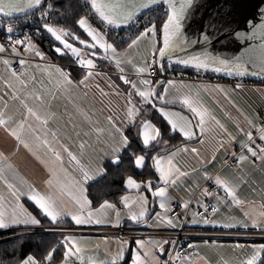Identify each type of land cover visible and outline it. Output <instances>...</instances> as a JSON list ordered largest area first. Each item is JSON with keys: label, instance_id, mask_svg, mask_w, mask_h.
<instances>
[{"label": "snow or ice", "instance_id": "1", "mask_svg": "<svg viewBox=\"0 0 264 264\" xmlns=\"http://www.w3.org/2000/svg\"><path fill=\"white\" fill-rule=\"evenodd\" d=\"M85 3L87 12L75 21L80 32L86 37L81 38L73 32L49 23L48 17L52 15L55 6L50 2L46 3V0H0V18H3L0 20V32H4L8 40V47L0 43V64L4 66L6 72V75L0 76V82L5 88V96L13 102H18L23 109L18 119L5 118L4 113L0 112V128L14 141L11 155L0 151V165L5 166L0 167V181L5 183L11 197V202L5 206L4 197L0 196V229L19 225L41 226L42 221L47 220L50 225L47 231L59 235L56 243L49 245L44 253L39 256L28 254L19 264H57L58 253H60L58 264H85L84 253L87 251L85 245L90 243V240L84 235H77L74 228L119 227L124 218L133 224L149 226L147 219L151 212H155L152 217L155 230L159 231L162 227L173 230L179 227L182 230L185 226L183 222H179L180 215L183 214L187 220L191 201L177 202L176 208H179L181 212L173 218L171 214L176 211V208L173 207L170 188L188 175L187 172L181 171L174 162V157L178 152L188 150L186 147L183 149L177 147L170 154L160 155L158 153L151 156L152 173L156 177L155 184L151 180L137 182L133 176L128 175L123 180V187L124 190H136L135 196L121 195L119 204L103 200L96 206L90 199L89 189L97 176L91 175L89 167L82 164L77 155L69 150V147L59 144L57 133L47 128L51 106L45 105L43 97L46 94H52L50 88L54 87L57 91L66 93L69 86L83 87L87 94L89 82L94 75L98 74L95 73L96 59L110 61L117 67L120 66V57L126 53L122 54L117 51L115 41L109 42L111 31L118 32L130 28L131 23L137 20L145 10L157 6L162 9L158 13L159 23L156 22V18L151 17L142 31L137 30L138 34H134V38L128 37L130 42L123 39L120 41V43H127V48L131 50L142 39L149 40L151 60L145 58L144 66L136 69L138 75L142 76L154 69L162 75L166 71L164 62L167 61L169 68L172 65H180L193 68L197 72L222 73L229 78H243L249 74L264 76V8L259 10V22L249 19L244 28L225 31L224 26L209 22L198 34L188 35L185 28L195 12L197 0H85ZM34 12L40 13L38 19L42 22L44 32L58 43L59 46H54V52L61 56L70 53L73 63L81 73L79 79H73L71 72L57 66L58 76L55 80L46 79L37 83L28 68H41L40 64L30 65L24 58L13 61L4 57L5 53H8L10 57L21 56L19 48L22 47L25 53H31L34 57L44 60V53L33 43L31 37L26 35L23 39H13L12 35L16 28L12 22L13 19L21 14L32 15ZM93 20L98 21L96 27L91 22ZM69 38L88 50V55L82 58L81 49L69 42ZM225 41H235L238 50L232 52L212 50L213 42H219L222 47H226ZM13 63L19 64L20 71L15 70ZM48 75L51 76V73ZM119 80L124 85H129L130 88L126 93V109L124 120L121 122L124 126L117 125L112 116L108 117L115 133L119 134L117 140L109 133V138L112 140V165L119 167L122 162L121 154L131 147L125 129L128 126L134 127L137 118L149 106L168 126L170 139L178 134L182 138V144L196 140L203 142L205 134H209L213 138H220L221 147L234 142L235 138L227 132L224 125L215 116L210 115L190 92L177 90V95L169 99L168 86L174 84L172 80L164 84L161 80L154 81L145 78L141 86L137 87L135 81L123 74L122 69ZM112 86L109 85V87ZM158 86H163V92L159 91ZM241 87L242 84L237 82L233 85V90ZM214 89L223 95L225 100H228V92L224 87L215 85ZM176 103H179L190 115L170 110L168 106ZM228 103L231 104V101L228 100ZM5 107H7V102H5ZM244 123L249 129L254 127L253 120L247 116H244ZM241 131L247 140L240 144L243 152L264 164V121L259 127H255L258 139L262 142L260 145L253 146L254 139L251 130L244 131L241 128ZM88 134L84 132L76 135L83 140ZM161 136L160 128L155 127L148 120L141 121L138 137L143 145V151L147 152L153 142L158 144ZM164 144L167 145L168 141L165 140ZM75 147L77 152H80L84 148V143H79ZM21 148L42 165L43 175L40 178V187L28 183L18 173L14 175L26 187H17L16 184L8 181L6 170H11L13 167L10 163L11 156L17 154ZM41 149L44 156L39 153ZM191 151L195 153L196 149L193 148ZM130 156L135 168L143 170L146 166L147 155H137L133 152ZM214 159L213 157V162ZM245 159L246 155L242 154L236 162L241 163ZM69 167L79 174L78 178H69ZM98 174H105V170L100 168ZM205 180L214 181L217 189L215 198L218 203L222 201L225 205L242 207V201L237 198V192L227 178L220 175L208 176L205 170ZM220 192L223 193L222 196ZM202 195L208 198L214 194L204 188ZM65 196L71 204L65 202ZM24 198L33 206L32 211L21 203ZM193 200H195L197 209L203 208L204 211L202 214L199 211L192 214V226H199L202 220L205 226L211 225L223 229L239 227L248 229L250 227L264 233V203L257 208L255 202L250 201L248 210H243L242 207L245 217L242 222H234V218L228 217L223 222L216 223L214 218H208L209 210L215 216L219 214L220 209L215 205L204 203L196 198L195 194ZM157 204L160 211L155 210ZM197 216L201 217V220H197L195 218ZM116 243L118 246L114 253H109L108 248H104L106 260L97 262L89 257L87 264H128L125 259L126 253L130 264H190L191 252L189 250L196 247L192 243H187L186 248L184 244L177 247L176 240L163 236L147 240L136 238L135 248H126L125 245H128L129 241L122 238H117ZM212 243L216 242L212 241ZM104 244H109L107 238ZM233 247L238 249L242 256L231 261L230 264H264V243L251 245L237 243ZM181 250H183V255H181ZM165 255L167 259H164Z\"/></svg>", "mask_w": 264, "mask_h": 264}, {"label": "crops", "instance_id": "2", "mask_svg": "<svg viewBox=\"0 0 264 264\" xmlns=\"http://www.w3.org/2000/svg\"><path fill=\"white\" fill-rule=\"evenodd\" d=\"M93 26L96 27V25L94 24ZM32 41L39 48L35 39H32ZM69 42L73 43L74 46L81 49L82 58L88 55V50L84 49L83 46L72 40H69ZM109 42L112 41L109 39ZM54 46L59 45L57 42H55ZM134 48L136 50L142 49L143 51H145V58L147 57V59L151 60V49L148 39H142ZM39 50L42 51L40 48ZM19 51L21 53V56L12 58L8 53H5L4 57L9 58L10 60H13L14 58H24L30 65H35L37 63L40 64L41 68H28L29 73L34 75L37 83L46 79L55 80L58 76V73L56 72L57 66L62 67L65 71L71 72L73 79L80 78L79 74L81 73L78 70L77 66L73 63L70 53L67 55V58L70 59L71 63H65L50 58L43 51L42 52L45 56L44 60H40V58L34 57L31 53H25L22 47L19 48ZM117 51L122 54L126 53V55H122L120 57L121 64L119 67H117L110 61H104L101 59L95 60V63L97 64L95 73L98 74L94 75L92 80L89 82L87 94H85V89L83 87L77 88L75 86H69L66 93L57 91L53 87L50 88V92L52 94H46L43 97L45 105L51 106V115H49L48 117L49 123L47 125V128L55 131L57 133L59 144H63L69 147V150L77 155L81 163L89 167L90 174L97 176V178L101 176L98 174L99 169L103 168L104 162L108 159H111L112 156V140L109 138V133L112 134V137L114 139H119V134L115 133L113 125L109 121L108 117L112 116L114 122L117 125H120L122 127L124 126L121 122L122 120H124V111L126 109L127 99L126 93L129 90L130 86L124 85L123 82L119 80L121 69L124 75L136 82L137 87L141 86L142 80L145 78L152 79L154 81L156 80L150 78L148 76V72L142 76L137 74L136 65L132 64L133 56L131 50L127 48V44L120 47L117 46ZM132 68L135 70H133ZM48 73H51V76H49ZM180 73L184 74L186 72ZM182 74L174 78L168 77L164 81V84H166L168 80H172L174 82L173 85L168 86L169 99L177 95V90L190 92L196 97L200 105L207 109L210 115L215 116L216 119L224 125L227 132L230 133L231 136L235 139L234 142L227 143L225 146L221 147L219 137L213 138V136L205 134V136L203 137V142L196 140L193 142H188L186 144H180L160 154H170L177 147H180L181 149L186 147L188 149L187 151L178 152L174 157L176 166L179 167L181 171L187 172L188 175L186 177H183L177 182L175 186H172L170 188V196L172 201H191V198L194 194L202 191L203 187H205V184L208 182L205 180L206 170L208 176L214 177L216 175H220L227 178L233 184L237 192V198L242 201L243 210H248V202L250 201L255 202V205L258 208L261 203H264V164H262L258 159L254 160V158L251 157L250 154L244 153L240 147V144L243 142H247L244 133L241 131V128H243L244 131L251 130L253 132V146L257 145L259 141L258 134L255 131V127L260 126V115L258 108L262 104H264V80H256L255 84H242V87L240 89L233 90L234 84L228 82L227 79L225 80L221 78H210L201 74L190 75L186 73L188 74L186 76H182ZM4 75H6L5 68L2 64H0V76ZM109 85L113 86L109 87ZM215 85H220L226 89V91L228 92V100L231 101V104L228 103V100L224 99L223 95L215 91ZM158 89L160 92H163L164 90L163 86H159ZM30 90H32V86H30ZM4 93L5 88L3 86V83L0 82V112L4 113L5 118L12 117L18 119L23 109L18 102H13L8 96H5ZM5 102H7V107H5ZM233 105L235 107H233ZM168 107L170 110L181 112L183 115H187L184 111L176 107ZM244 116H247L249 119L253 120V128L249 129L248 126L244 123ZM150 122L155 127H157L152 121ZM84 132H87L89 134L83 140L76 135L77 133ZM175 138L180 140V142H178L177 144L181 143L182 138H180L178 134ZM49 139H51V137H49ZM165 140H167L168 143L170 142V139L168 137H164L161 141L162 147L166 146L164 144ZM82 142L84 143V148L80 152H77L75 145ZM13 145L14 141L12 140V138L8 137L4 130L0 128V151L5 152L6 155H11L13 151ZM193 148L196 149L195 153L191 151V149ZM228 152H234L238 158L240 155L244 154L246 155V159L235 166L225 165L222 161V158ZM39 153L41 154V156H44V152L42 149L39 150ZM213 157L215 158L214 162ZM10 163L13 166L12 169L6 170V176L9 182L16 184L17 187H26L25 185H22L14 175L15 173H18L19 176L26 180L28 183L40 187V178L43 175L42 165L31 154L21 148L17 154L11 156ZM65 163L67 164L66 158ZM0 167L5 166L0 165ZM78 175L79 174L77 172H74L72 168L69 167L70 179L78 178ZM151 181L153 184H155L156 177L154 176ZM211 182L214 183V181ZM213 194V196L206 199L213 201L220 209L219 214L213 217L216 223H221L228 217L234 218V222H242L245 220L241 206L231 204L225 205L222 201L218 203L215 198V193ZM125 195L135 196L136 190H127ZM220 195L222 196L223 193L220 192ZM0 196L4 197L5 206H7L9 202H11L9 191L3 181H0ZM64 200L65 202L71 204V201L67 196L64 197ZM21 203H23L24 207L28 208L29 211H32L33 206L29 201H27L26 198L22 199ZM155 210L160 211L158 204ZM194 212L195 209L190 207V210L187 214V225L189 226H192L191 220L193 218L192 214ZM154 215L155 212H151L147 219V224L149 226L141 224L139 227L155 230V226L152 220V217ZM195 218L197 220H201V218L199 217ZM123 224L126 225L124 226ZM132 224L133 223H130L126 218H124L119 227H132ZM47 225H49V222L47 220H43L41 226H12L6 229H0V232L14 230L27 233L32 229L38 227H47ZM198 227H209L214 230H245V228L243 227L223 229L219 227H212L211 225L205 226L203 225L202 220ZM161 229L167 228L162 227ZM248 229L251 228L249 227ZM77 235H84L90 240V243L85 245L87 249V251L84 253L85 264H87L89 257H92L97 262L106 260L107 257L105 255L104 248L107 247L109 253H114L118 246L116 243L117 238H122L129 241V244L125 245L126 248H128V246L130 248H135L136 238H143L147 240L148 238H159L161 236L166 237L164 235L153 234L149 236H138L131 238L118 237L114 235ZM105 238L109 240L108 245L104 244ZM212 241H215L216 243L213 244ZM237 243L251 245L254 243H264V241L247 239L196 240L194 242V245H196V247L191 252L190 264H230L231 261L242 256V253H240L238 249H234L233 247ZM125 259L126 261H128V264H130L129 256L127 253Z\"/></svg>", "mask_w": 264, "mask_h": 264}, {"label": "trees", "instance_id": "3", "mask_svg": "<svg viewBox=\"0 0 264 264\" xmlns=\"http://www.w3.org/2000/svg\"><path fill=\"white\" fill-rule=\"evenodd\" d=\"M52 3L55 7L51 16L48 17L49 23L53 24L55 27H62L67 31L73 32L79 35L81 38H86L78 29L75 21L87 12V6L85 0H46V3ZM162 9L157 6L152 7L149 10H145L142 15L146 18L154 17L156 22L159 23L158 13ZM39 12H34L32 15H26V17H34L37 19L39 17ZM92 24L98 25V21H91ZM127 32V28L120 31H111L109 33V39L114 38L116 35H122ZM137 34V33H135ZM134 38V34L131 35ZM39 48L50 58L58 60L60 62L68 63L70 59L67 55H58L54 52V40L43 31L39 37H34ZM71 40V38H69ZM73 41V40H72ZM128 41V39L126 40ZM76 42V41H74ZM116 42V40H115ZM130 42V41H128ZM77 43V42H76ZM117 46H124L127 43H117ZM166 73L168 71H173L175 74L180 72H186L190 75L201 74L210 78L217 79H227L228 77L223 74H216L213 72H197L195 69L190 67H184L180 65H172L170 68L167 63H165ZM81 74H79L80 76ZM143 120L152 121L157 128L161 129L162 136L159 143L153 142L150 149L145 152L143 151V145L138 137V131ZM125 134L128 136L131 147L121 154V163L119 167L112 165L111 159L104 162L103 168L105 174L99 176L89 189L91 196L90 199L93 203L98 206L99 202L103 200H108L110 202H116L119 204V198L121 195H125L127 190H124L123 180L126 176L131 175L137 181L147 182L151 180L154 175L152 173V168L150 166L151 156L162 148L170 147L178 142L177 138L170 139V133L168 126L163 122L162 118L149 106L141 115L137 118L135 126H129L125 129ZM164 137H168L170 142L165 146H161V141ZM135 152L137 155H147L146 166L143 170L136 169L133 162L131 153ZM124 226L126 224H123ZM141 224H132L134 227H138ZM50 227V225H47ZM59 239V235L45 234V233H33L25 234L19 231H6L0 232V264H19L28 254H36L39 256L44 253L49 245L55 244ZM62 251V250H61ZM60 258V253L57 254V264Z\"/></svg>", "mask_w": 264, "mask_h": 264}, {"label": "built area", "instance_id": "4", "mask_svg": "<svg viewBox=\"0 0 264 264\" xmlns=\"http://www.w3.org/2000/svg\"><path fill=\"white\" fill-rule=\"evenodd\" d=\"M3 18H0L2 20ZM14 25H16L15 31L12 34L13 39L19 38L23 39L26 35L31 37V39H34V37H39L43 33L42 28V22L37 18L34 17H26V15H21L13 19L12 21ZM146 22H148V18L144 17L142 14L139 16L137 20L131 23L130 28H127V32L122 35H116L114 38H110V40L115 41L117 43H120V41L127 40L129 36L138 33L137 30H143V27L146 25ZM39 29V31H38ZM0 42L4 43L5 46H8V40L7 36L4 32H0ZM13 58V57H12ZM18 60V58H14L13 61ZM13 67L16 71H20V66L18 63H13ZM182 73L175 74L173 71H168L165 74V78H174L178 77ZM188 74L184 73L182 76H186ZM148 76L153 79H158L159 74L157 70H150L148 72ZM228 82H231L233 84L239 82L241 84H255V80L248 79V78H227ZM259 115H260V125L261 122L264 121V104H262L259 108ZM262 142L258 141L257 145H260ZM256 146V145H255ZM254 146V147H255ZM258 151V148H257ZM235 157V158H234ZM238 157L234 152H228L226 153L222 161L225 165L235 166L238 163L236 160ZM212 193H216L217 189L213 182L208 181L205 184V187ZM195 197L202 200L204 203H207L208 205H217L211 201L203 197L202 191H199L195 194ZM176 203L173 202V207L176 208ZM191 207L195 209L196 211H199L201 214L203 213L204 209L199 208L197 209L195 200H193V196L191 198ZM218 208V207H217ZM180 212L179 208H176V211H174L171 216L173 218L176 217L177 213ZM199 217V216H197ZM214 215L209 210L208 218L213 219ZM201 218V217H199ZM187 220H185V217L183 214L180 215V221L185 224L183 229L181 230L179 227L177 229H160L158 230H150L146 229L144 227H91V228H80V229H73L76 234H85V235H98V236H106V235H114L118 237H136V236H149V235H164L166 237H171L172 239L177 241V247L179 245L184 244L185 248L187 243H192L196 240H211V239H228V240H237V239H247V240H263L264 241V233H261L258 230L255 229H245V230H219V229H211L209 227H198V226H189L187 225ZM178 222V223H179ZM50 227H38L35 229H32L31 231L27 232V234H33V233H45V234H52V235H58L53 234L50 231H47ZM193 249L189 250L192 252ZM181 255H183V250H181ZM167 255H165L164 259H167Z\"/></svg>", "mask_w": 264, "mask_h": 264}, {"label": "water", "instance_id": "5", "mask_svg": "<svg viewBox=\"0 0 264 264\" xmlns=\"http://www.w3.org/2000/svg\"><path fill=\"white\" fill-rule=\"evenodd\" d=\"M261 8H264V0H197L195 12L191 17L190 22L186 25L185 31L188 35L198 34L200 30H203L204 25L209 22H214L217 26H224L225 31L244 28L246 21L249 19H253L256 22H259L258 16L259 10ZM225 45L226 47H222L219 42H213L212 50L229 52L238 50V45L235 41H225ZM164 63H167V61H165ZM158 74L159 78L157 80H161L164 82L166 80L165 72L162 75L159 72ZM245 77L255 80H264V76L261 75L254 76L249 74ZM169 106L176 107L184 111L187 115H190V113L186 109H183L179 103ZM180 144L182 143L160 149L153 155L158 153L162 154ZM151 165L152 161L150 159V166Z\"/></svg>", "mask_w": 264, "mask_h": 264}, {"label": "rangeland", "instance_id": "6", "mask_svg": "<svg viewBox=\"0 0 264 264\" xmlns=\"http://www.w3.org/2000/svg\"><path fill=\"white\" fill-rule=\"evenodd\" d=\"M138 34V33H137ZM133 56L132 64L136 65V68L143 67V62L145 60L146 53L142 49L136 50L135 48L131 49ZM133 69V68H132ZM135 70V69H133Z\"/></svg>", "mask_w": 264, "mask_h": 264}, {"label": "bare ground", "instance_id": "7", "mask_svg": "<svg viewBox=\"0 0 264 264\" xmlns=\"http://www.w3.org/2000/svg\"><path fill=\"white\" fill-rule=\"evenodd\" d=\"M70 63H71V61H70Z\"/></svg>", "mask_w": 264, "mask_h": 264}]
</instances>
